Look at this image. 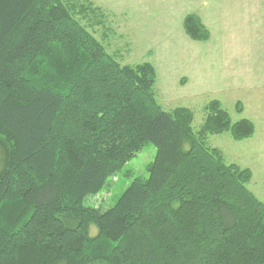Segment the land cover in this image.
<instances>
[{"label": "trees", "instance_id": "1", "mask_svg": "<svg viewBox=\"0 0 264 264\" xmlns=\"http://www.w3.org/2000/svg\"><path fill=\"white\" fill-rule=\"evenodd\" d=\"M84 2L0 0V264H264L252 171L207 141L249 138L254 122L212 99L195 131L190 108L159 102L150 61L107 50L100 18L84 20L90 6L109 10ZM184 30L211 35L196 13ZM37 57L55 72L41 75ZM149 142L148 177L106 209L88 205Z\"/></svg>", "mask_w": 264, "mask_h": 264}, {"label": "rangeland", "instance_id": "2", "mask_svg": "<svg viewBox=\"0 0 264 264\" xmlns=\"http://www.w3.org/2000/svg\"><path fill=\"white\" fill-rule=\"evenodd\" d=\"M96 1L110 9L100 0ZM76 2L86 3L84 0ZM246 4L250 7L246 9L243 20L238 21V13H231L229 19V15H225L223 27L214 26L211 41L201 42L203 47L200 46L199 57L206 63H199V66L201 70H211L212 77L204 74L203 83L197 86L200 95L194 94L195 97L191 99L169 106L162 103V106L167 110L176 106L190 108L194 113L195 131L202 127L206 105L212 99L221 101L233 121L242 118L252 120L255 132L249 138L235 140L231 131L226 130L209 134L207 141L210 146L223 151L228 163L251 169L252 179L248 186L264 201V0H246ZM109 11L90 6L84 23H90L95 17L100 18V31L96 32V37L122 64L135 65L149 61V54L142 51L141 45L134 43L130 16ZM104 32L108 36L102 38ZM200 75L199 79L202 80ZM240 106L242 111H238ZM156 151L154 143H147L124 165L121 172L110 179L108 188L89 196L86 203L103 209L112 206L135 177H148L147 167ZM97 232V226L91 224L90 235L94 236Z\"/></svg>", "mask_w": 264, "mask_h": 264}, {"label": "crops", "instance_id": "3", "mask_svg": "<svg viewBox=\"0 0 264 264\" xmlns=\"http://www.w3.org/2000/svg\"><path fill=\"white\" fill-rule=\"evenodd\" d=\"M100 1L109 10L130 16L134 43L141 45L142 51L149 54V61L156 69L158 100L168 106L191 99L194 94L200 95L197 86L203 83L205 73L212 74L211 70H201L199 66V63H206L199 57L200 46L203 47L201 42L211 41L214 26L223 27L225 15L228 14L229 19L231 13H238L240 22L250 7L246 0ZM189 13L201 17L211 33L208 40L197 41L188 36L184 30V19ZM200 74L202 80L199 79Z\"/></svg>", "mask_w": 264, "mask_h": 264}, {"label": "clouds", "instance_id": "4", "mask_svg": "<svg viewBox=\"0 0 264 264\" xmlns=\"http://www.w3.org/2000/svg\"><path fill=\"white\" fill-rule=\"evenodd\" d=\"M58 53H59V45H55ZM42 60V62L40 63V74L43 75L45 72L48 73H54L55 72V68L51 65V63L49 62L47 57H37V62H40ZM30 67V65H29ZM25 74L27 75L28 73L25 72Z\"/></svg>", "mask_w": 264, "mask_h": 264}]
</instances>
